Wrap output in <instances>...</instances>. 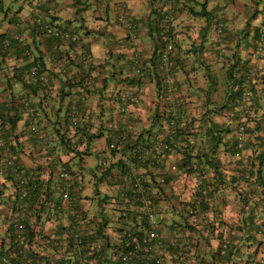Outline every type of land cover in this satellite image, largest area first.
I'll return each instance as SVG.
<instances>
[{"label": "crops", "instance_id": "crops-1", "mask_svg": "<svg viewBox=\"0 0 264 264\" xmlns=\"http://www.w3.org/2000/svg\"><path fill=\"white\" fill-rule=\"evenodd\" d=\"M39 9L44 20L78 41L42 34L34 0H0V37L12 47L8 52L0 48V111L14 124L12 130L6 126L10 153L0 149V247L7 248L8 220L22 215L15 212L22 176L41 186L25 216L35 232L31 249L39 264H115L124 230L146 231L145 216L161 241L154 255H162L165 264H256L264 258V228L256 233L246 224L252 213L247 183L238 188L229 179L213 184L210 210L195 219L197 232L180 228L182 204L195 182L178 176L176 155L158 168L170 179L163 192L152 190V200L145 194L140 208L131 205L133 214L120 218V196L127 186L121 173L132 168L135 146L145 149L167 133L171 110L182 115L192 142L209 140L211 124L228 131L216 154L225 175L246 163L255 162L256 169L264 162V54H257L264 0H47ZM123 10L135 26L132 31L119 20ZM167 45L173 52L165 66ZM136 59L145 72L140 82L133 73ZM250 67L260 76L252 99L251 142L231 156L226 149L236 139L233 128L242 115L238 87L231 91L228 71L234 69L239 79ZM31 114L37 132L31 130ZM126 133L133 149L125 146L112 155L109 143ZM9 157L17 174L6 164ZM102 164L110 169L104 180ZM201 166L212 174L210 166ZM62 167L69 174L67 201ZM206 221L219 228L207 238ZM223 238L231 242L228 259L218 256ZM90 255L97 257L90 261Z\"/></svg>", "mask_w": 264, "mask_h": 264}, {"label": "trees", "instance_id": "trees-1", "mask_svg": "<svg viewBox=\"0 0 264 264\" xmlns=\"http://www.w3.org/2000/svg\"><path fill=\"white\" fill-rule=\"evenodd\" d=\"M47 0H45L43 3H45ZM42 3V4H43ZM204 17L206 15H203ZM37 26V25H36ZM58 30H63L58 27H56ZM263 30V29H262ZM65 32H68L66 30H63ZM262 32L260 33V39ZM71 36H74L77 38V36L71 34L68 32ZM205 33V32H204ZM43 34V33H42ZM204 37V34L202 35V38ZM51 38V37H49ZM56 40L66 41V42H72L76 43L78 41H71V40H62L60 38H54ZM17 41V40H15ZM260 44V41L258 40L257 43V49ZM0 48L3 50V52H8V50H11V44H9L8 40L5 38L0 37ZM21 48V47H20ZM5 49V50H4ZM27 52L26 49L21 48V52L24 53ZM234 68V66H233ZM246 69L241 75L239 79H235L233 76V70L231 69L228 72V79L231 83V91L233 90V86H237L238 89V95L236 99H239V103L241 104V97L243 94V91L247 88L249 89L251 93V103L254 95V89L256 85L258 84L259 77L257 73H254L253 76H250V72ZM143 72L144 69L142 68ZM144 78H145V72H144ZM235 80V82H234ZM232 81V82H231ZM223 108L220 107V110ZM169 119H168V131L164 135L160 137V140L157 139L155 142H159L161 144L160 147L156 149L155 144H151L150 146H147L146 148L151 149L152 155L149 157L144 155V152L146 148L144 149L142 146H135L134 148V154L131 158L132 168L126 167L125 170L121 173V180L123 184H126V189L122 191V196H120V205L122 206L121 209V216L120 218L123 221H126L132 214L129 206L134 205V207L140 206L143 203V198L145 194H148V197L151 199V191L155 190L156 192L160 193L163 192V189L169 184L170 179L168 180L165 175H161L158 171L160 165L163 162V159L167 158L169 155H176L178 156V159L175 162L176 165V173L178 176L186 178V179H192L195 182V188L193 190V193L191 194L190 198L187 200V202L182 204V211H181V218L182 221L179 222L180 228L186 232H192L193 230H196L195 226V219L197 217H200L202 215H205L211 207V197H212V187L213 184H219L222 183L224 180H228L231 183H235L237 188L240 185L246 184L247 193L245 195V198L247 201L251 202L252 205L247 206L251 213V217H249L246 224L253 228L255 227L256 233L261 232L264 225H261L259 221L256 220V213H258V210L261 208L264 213V203L259 199V194L256 192L254 188V182H249L245 177L244 173L245 171H248L247 169L242 170V168L237 169L234 175L224 174L222 170H220V166L218 164L219 160L216 156L217 151L220 147L224 145V137L222 136L223 133L228 132L227 130H223L219 127L217 124H211V126L207 127V133L211 134V138L208 140H203L202 138H199V140L196 142H192L190 140L191 138V129L187 128L182 120V115L179 111L171 110L169 111ZM172 113V114H171ZM173 113L176 115V125L175 127H169V123L172 119H174ZM0 119L2 122V130L4 138L6 139V149L0 147L1 150H4L7 152V154L10 153L11 145H10V138L8 136V131L6 126H10V130H12L14 124L7 123L5 120V117L3 116L2 112L0 111ZM8 124V125H7ZM248 128L251 129L250 126ZM121 133V131H120ZM209 137V136H208ZM114 144L115 150H111L110 146ZM249 144L246 146H243V148L239 147L238 141H237V135L236 139L233 140L228 146L227 151L230 153L231 156L240 155L241 151L245 149ZM127 147L130 149H133L132 146L130 147V140L129 136L126 133V138L122 135H118L116 140L114 142L109 143V150L112 155H115L119 152V150L122 147ZM158 146V145H157ZM197 146V147H196ZM169 147H172L170 150ZM170 150V151H169ZM13 159L14 163L13 166H11L14 170V172L17 174V168L15 159L13 157H9L8 159ZM256 160V159H254ZM210 166V169L213 171L212 174L207 173L202 168L201 165ZM244 163L242 162L241 165ZM246 168L249 167L251 171V176L254 178L255 182L259 184L262 187V194L264 196V173L261 168L262 165H264V162H259V167L255 169V162L246 163ZM9 166V165H8ZM239 166V165H238ZM102 169H104L101 173V180H104L109 177L110 175V169L106 168L102 164ZM241 167V166H240ZM263 167V166H262ZM64 168V167H62ZM65 171L67 170L64 168ZM139 170L141 171L140 174H135L134 171ZM68 171V170H67ZM66 171V172H67ZM209 174V175H208ZM19 182V190H20V203L19 205H16V211L20 215L18 218H15L12 215L11 219L8 220V225L6 228V240L8 241L7 248L2 245L0 247V264H39L37 263V260L39 261V258L37 257V253H33L31 249V245L33 243V239L35 238V232L33 228L30 226V222L25 217L28 212V202H30L33 197L39 195L41 191V186L39 185L38 181H30V179H27V183L24 185H20L22 177L20 176ZM145 177L148 179L145 180ZM173 178V176H172ZM235 186V189H236ZM26 189L27 194L25 198H21V190ZM121 195V194H120ZM152 200V199H151ZM17 203V202H16ZM158 203V202H155ZM27 204V206H26ZM247 205H249L247 203ZM43 207V205H42ZM125 212V216L122 215V213ZM255 212V213H254ZM17 220V221H15ZM145 222V230H124L123 236L121 238V246L118 248V257L115 261V264H120L121 255L124 254L129 247L131 246L133 241L140 242L141 238L149 231L150 224L148 222L147 217L145 216V219L143 220ZM206 221V227L207 230L204 231L203 237L210 235H214L217 229H219L212 221ZM220 224V223H219ZM221 228V226H220ZM184 235V234H182ZM67 239V238H66ZM228 240L229 246L222 254L220 251L218 252L219 257H223L225 259H228L233 254L230 251L231 250V242L229 238H223ZM222 239V240H223ZM159 241L158 243H160ZM175 246V245H174ZM174 248L179 249L176 245ZM154 247L151 250H146L145 248H142V250L136 254L135 258L133 259L132 264H155V258L154 255ZM175 251V249H174ZM101 255V253H98V255ZM97 256L90 255L89 260L93 261V259ZM60 264H70L67 260H60ZM92 263V262H91ZM90 264V263H86ZM194 264H204L201 261L195 262Z\"/></svg>", "mask_w": 264, "mask_h": 264}, {"label": "built area", "instance_id": "built-area-1", "mask_svg": "<svg viewBox=\"0 0 264 264\" xmlns=\"http://www.w3.org/2000/svg\"><path fill=\"white\" fill-rule=\"evenodd\" d=\"M44 1L45 0H34V12L36 14L35 24L37 25L38 29L47 37L60 38L62 40H71V41L77 40L76 37L71 36L68 32H65L63 30H58L50 22L44 20V18L41 15L40 9H39L41 4ZM119 20L127 31H132L135 28L134 24H132V22L129 20L128 13L126 10L122 11V14L119 16ZM172 52H173V46L167 45L165 47L163 53H162V62L165 66H167L169 64V62H170L169 58H170ZM257 54H258V56H263V54H264V29H263V32L261 35L260 44H259L258 49H257ZM133 70H134L133 71L134 76L138 80V82L142 81L144 79V72H143L142 68L138 65L137 59L134 60ZM249 72H250V76H253L254 73H256L254 67H250ZM139 91H142V90L140 89ZM241 104H242L243 108L245 109L246 117H245L244 121L240 124V127L238 128L239 132L237 134V141H238L239 147L242 148L248 141V137H249L248 136V123L251 121L250 120V114H251V108H252L251 93H250L249 89H247V88L243 91V94L241 97ZM173 116H174V119H172L169 123L170 124L169 127L171 126L172 128L175 127L176 118H177L175 113H173ZM30 118L32 120L31 130L33 132H37V123H36V120H35V117L33 116V114H31ZM6 142L7 141L3 135L2 122L0 119V147L6 149ZM158 145L161 146L160 143ZM115 148L116 147L114 144H112L110 146L111 150H115ZM169 148H170V150L172 149V147H169ZM13 161L14 160L12 158L7 159L6 164L9 166H13V163H14ZM245 169H247L248 171H245L244 177L249 182H254V188H255L256 192L259 194V199L264 203V196L261 195L262 194L261 193L262 187L255 182V180L251 176V171H250L249 167L246 168V165L244 164L242 166V170H245ZM59 171H60V177L63 180H65V182H66V184L62 188V198H63V200L67 201L69 199V184H68L69 174H68V172L65 171L64 168H60ZM25 183H27V179L22 178L20 185H24ZM26 194H27L26 189L21 190V198H25ZM122 215L125 216V212H123ZM256 220L259 221L261 225H264V213H263L261 208L258 210V213L256 215ZM261 228L263 229L264 226ZM74 241L78 247H82L83 242H82L80 236L75 235ZM159 241H160V237L155 230H151V231L147 232L141 238L140 242L133 241L131 246L129 247V249L124 254L121 255L120 264H132L133 259L135 258L136 254H138L142 250V248H145L146 250H151L153 247H155V245ZM228 246H229L228 240L223 239L221 242L220 252L222 254H224V252L226 251ZM155 264H165L164 257L162 255L156 256ZM256 264H264V258H260V260H258Z\"/></svg>", "mask_w": 264, "mask_h": 264}, {"label": "rangeland", "instance_id": "rangeland-1", "mask_svg": "<svg viewBox=\"0 0 264 264\" xmlns=\"http://www.w3.org/2000/svg\"><path fill=\"white\" fill-rule=\"evenodd\" d=\"M252 104V108H251V114H250V122L248 123V126H252V124L254 123V119H253V117H254V111H255V107H254V105H253V103H251ZM240 107H241V117H240V119H239V121L237 122V125L235 126V128H233V129H236V135L238 134V132H239V127H240V124L244 121V119H245V117H246V115H245V109L243 108V106H242V104H240ZM240 110V109H239ZM251 135H252V128L250 129V128H248V141H247V143L244 145V146H246L247 144H249L250 142H251ZM243 148V147H242ZM254 179V178H253Z\"/></svg>", "mask_w": 264, "mask_h": 264}]
</instances>
